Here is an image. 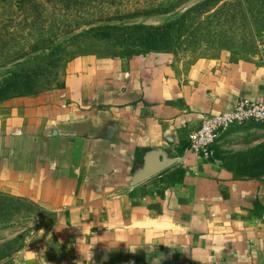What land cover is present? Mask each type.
Wrapping results in <instances>:
<instances>
[{
    "label": "crops",
    "instance_id": "crops-1",
    "mask_svg": "<svg viewBox=\"0 0 264 264\" xmlns=\"http://www.w3.org/2000/svg\"><path fill=\"white\" fill-rule=\"evenodd\" d=\"M239 100L264 101V38L247 57L87 55L62 88L0 101V190L56 216L1 264H264V123L223 132L216 162L188 149Z\"/></svg>",
    "mask_w": 264,
    "mask_h": 264
},
{
    "label": "rangeland",
    "instance_id": "rangeland-1",
    "mask_svg": "<svg viewBox=\"0 0 264 264\" xmlns=\"http://www.w3.org/2000/svg\"><path fill=\"white\" fill-rule=\"evenodd\" d=\"M264 0H0V85L33 94L63 87L65 66L87 55L170 53L192 62L232 50L256 52ZM54 213L0 190V264Z\"/></svg>",
    "mask_w": 264,
    "mask_h": 264
},
{
    "label": "built area",
    "instance_id": "built-area-1",
    "mask_svg": "<svg viewBox=\"0 0 264 264\" xmlns=\"http://www.w3.org/2000/svg\"><path fill=\"white\" fill-rule=\"evenodd\" d=\"M250 122L264 123V101L239 100L233 104L228 112L205 114L198 127L189 134L188 149L198 159L216 162L215 148L221 134L228 129L240 127Z\"/></svg>",
    "mask_w": 264,
    "mask_h": 264
},
{
    "label": "trees",
    "instance_id": "trees-1",
    "mask_svg": "<svg viewBox=\"0 0 264 264\" xmlns=\"http://www.w3.org/2000/svg\"><path fill=\"white\" fill-rule=\"evenodd\" d=\"M34 92L32 89L26 87H22V89L17 86V83H8L5 82L2 85H0V101L7 100L12 97L16 96H29L32 95ZM215 157H216V148H215Z\"/></svg>",
    "mask_w": 264,
    "mask_h": 264
},
{
    "label": "water",
    "instance_id": "water-1",
    "mask_svg": "<svg viewBox=\"0 0 264 264\" xmlns=\"http://www.w3.org/2000/svg\"><path fill=\"white\" fill-rule=\"evenodd\" d=\"M172 163H173L172 161H164L161 162L160 164L155 163L148 169V171L145 174L142 175L140 180H144L151 176L156 175L157 173L167 169L169 166L172 165Z\"/></svg>",
    "mask_w": 264,
    "mask_h": 264
}]
</instances>
